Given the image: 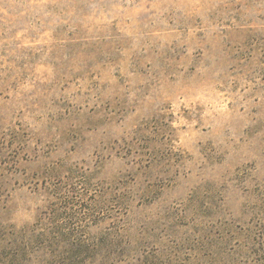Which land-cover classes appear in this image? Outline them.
<instances>
[{
	"label": "rangeland",
	"instance_id": "374dc122",
	"mask_svg": "<svg viewBox=\"0 0 264 264\" xmlns=\"http://www.w3.org/2000/svg\"><path fill=\"white\" fill-rule=\"evenodd\" d=\"M0 264H264V0H0Z\"/></svg>",
	"mask_w": 264,
	"mask_h": 264
}]
</instances>
